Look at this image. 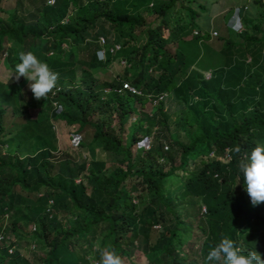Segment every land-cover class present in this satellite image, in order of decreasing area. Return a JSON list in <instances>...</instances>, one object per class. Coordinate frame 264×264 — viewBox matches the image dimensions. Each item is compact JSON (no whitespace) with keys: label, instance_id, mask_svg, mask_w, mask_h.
<instances>
[{"label":"trees","instance_id":"1","mask_svg":"<svg viewBox=\"0 0 264 264\" xmlns=\"http://www.w3.org/2000/svg\"><path fill=\"white\" fill-rule=\"evenodd\" d=\"M204 4L211 5L20 0L18 9L0 15V60L12 69L17 54L30 51L58 73L53 87L58 90L43 99L21 85L23 77L6 81L0 104V264H99L105 247L116 250L121 264H136L140 254L146 264H205L207 251L225 237L264 260V201L250 205L237 170L240 160L264 144V17H245L235 39L216 34L221 65L206 79L193 63L187 65L184 38L212 39L201 26L203 14L211 28L220 16L229 32L232 11L215 17ZM255 5L264 12V0ZM178 10L185 20L173 18ZM115 45L119 49L110 52ZM101 47L104 60L97 55ZM134 54L139 56L131 68ZM115 56L125 66L122 75L99 80ZM123 82L140 95L121 90ZM162 94L186 107L176 122L184 138L169 130L163 99L152 105V113L139 111L125 143L135 102L144 106ZM53 101L61 106L59 113ZM4 104L23 122L13 151L2 154ZM38 108V114L29 112ZM55 125L68 137H81L80 151L98 149L79 163V180L59 173L52 161L58 151ZM140 132L152 138L150 146H137ZM32 194L35 203L28 204ZM8 235L40 246L37 262L7 242Z\"/></svg>","mask_w":264,"mask_h":264},{"label":"rangeland","instance_id":"2","mask_svg":"<svg viewBox=\"0 0 264 264\" xmlns=\"http://www.w3.org/2000/svg\"><path fill=\"white\" fill-rule=\"evenodd\" d=\"M0 7L2 8V11H0V15L3 16L5 15L4 12L6 11H12L13 9L16 10L17 8V3L20 0H0ZM24 1V0H21ZM205 1V0H204ZM208 1V0H206ZM212 1V0H211ZM53 0H46V3H52ZM209 2V1H208ZM220 3V1H219ZM214 1L211 2V5L209 4H204L205 8H212V14L213 16L216 15V12L218 9H220L222 4L215 5ZM32 6V5H31ZM30 6V8H31ZM234 10V8H233ZM232 10V12H233ZM231 12V14H232ZM25 13H27L25 9ZM258 14V13H257ZM259 17L263 18L264 17V12H259ZM182 17L183 20L186 19L185 14H182L179 10L177 13H174L173 18H178ZM247 17V16H245ZM244 17V18H245ZM230 19V18H228ZM201 26L203 29L207 31H216L217 36L219 35H226L229 36V38L235 39L236 38V30L230 29L228 32L227 29L223 27L224 24H222L220 16L216 17L214 19L213 23L214 26L213 28L207 27L209 26V20H205V15L201 17ZM244 19H240L239 25H237L236 29L243 31L244 30ZM207 22V23H206ZM226 24L229 26L230 21L228 20ZM213 25V24H212ZM221 25V26H220ZM225 26V25H224ZM210 33V32H209ZM212 36V35H211ZM217 36H212L211 40H204L203 42H199L194 38H191L189 35L184 38V43H183V49L186 53L187 56V65L189 66L190 64L193 63L191 68L193 70L200 71L202 73L204 78H208L210 75L211 71L215 69L216 67L221 65V59L217 56V48L219 46V42L217 41L216 37ZM63 47H67L66 44H62ZM176 46V44H171L168 46L170 50H173V48ZM18 52V50H16ZM101 56V53H99ZM138 54H134L132 56L133 61L131 62V68L137 64V58ZM124 64L123 62L119 59V56H115L112 58V60L107 64L106 69L103 72H100L98 74V79L101 81H104L105 79L108 80L109 78L113 79L114 77L118 79L119 75H122L124 71ZM11 67L8 66V63L5 59L0 60V104L3 102L4 103V98H3V93L4 90H7L9 86L6 84L7 79L9 78L11 74ZM129 76V75H128ZM110 80V79H109ZM21 85H27V82L25 79L22 81ZM16 86L14 85L11 86L10 89L13 90ZM164 111L168 116L167 119V126L169 130L172 131H178L180 138L183 137V133L178 130L176 122L179 120L180 117L184 116L186 113V107L182 105L181 103L175 101L172 99L171 96H168L164 100ZM5 105V104H4ZM42 111H46V108L41 106ZM6 107V113L4 116L5 120V126H6V131H5V136H4V145L2 154L4 153H10L13 151L15 144L18 142L19 137V129L22 126L23 119H16V117H13L11 114L10 108L5 105ZM39 108L37 110L31 109L29 112L33 114L34 111L37 112V114L40 112ZM147 111L149 113H152L154 111V107L152 106L151 103H146L144 106L140 105L139 102H135L134 104V111L130 114L129 121L127 124V129L124 133L123 139L125 143H128V138L131 133V128L133 127V124L136 122V120L139 117V111ZM56 129V134L58 137V151L53 153L52 161L56 165L57 171L65 176L74 178L76 180H79L81 178L80 173L78 172V165L79 163L86 157L93 158L95 153L98 151V149L93 147L90 151H85L79 149L78 146H75V142L73 141V136L68 137V132L67 130H61L59 125L54 126ZM18 132V134H16ZM137 136L141 138V141L137 145L141 144H147V146H150L152 138L149 137V142H142L145 138L143 137V134L137 133ZM151 138V139H150ZM161 142L163 144L164 149L167 146V136L166 133H163L161 136ZM212 153H210L211 155ZM109 165V163L107 164ZM37 194H32L29 195L27 198V203L28 204H34L35 203V198ZM12 214H9L6 216L3 225L5 227L9 226L10 220L12 219ZM71 219V217H68ZM29 239L26 240H15V238L12 235H8L7 242L13 241L15 242L16 247L20 250V252L25 256L28 257L32 262L36 263L38 256L42 254L43 249L38 246L37 244L35 245L33 242H29ZM96 246V245H95ZM147 260L144 255H139V258L136 260V264H146Z\"/></svg>","mask_w":264,"mask_h":264},{"label":"clouds","instance_id":"3","mask_svg":"<svg viewBox=\"0 0 264 264\" xmlns=\"http://www.w3.org/2000/svg\"><path fill=\"white\" fill-rule=\"evenodd\" d=\"M98 44L104 43L100 44L98 40ZM97 55L100 60L105 59L102 47L97 51ZM17 61L12 68L9 81L10 78L18 80L23 77L34 99H43L50 90L52 95L55 94L58 87H53L58 73L52 71L46 62L39 60L30 51L19 52ZM54 104H58L56 101L52 102L56 111ZM237 170L242 178V184L240 183L242 190L247 194L250 205L256 206L264 201V144H257L245 159L240 160ZM99 257V264H121V259L114 248H102ZM204 259L205 264H264L259 253L242 251L232 239L227 237L210 247Z\"/></svg>","mask_w":264,"mask_h":264},{"label":"built area","instance_id":"4","mask_svg":"<svg viewBox=\"0 0 264 264\" xmlns=\"http://www.w3.org/2000/svg\"><path fill=\"white\" fill-rule=\"evenodd\" d=\"M230 24H229V28L230 29H233V30H236V32L240 33L241 30H238L236 29L237 25H239V22H240V15H239V8H235L230 16ZM211 33L212 36H216V32L215 31H209ZM99 41H100V44H103L104 43V38L103 37H100L99 38ZM119 49V46L118 45H115L113 48L111 47L109 49L110 52H114L115 50ZM210 77V75L208 76V78ZM108 90V89H107ZM106 90V91H107ZM121 90H127L129 91L130 93L132 94H136V95H140V91L138 89H136L135 87H133L129 82H123L122 83V88ZM120 91V90H118ZM166 98V94H162V95H159L158 97L154 98L153 100H151V104L152 105H155L156 102L158 100H163ZM54 106L56 107V112L59 113L61 111V107L54 104ZM73 136V141L75 142V146H78L79 142H80V139L81 137L79 135H72ZM142 142H149V139L148 137H145V139L142 141ZM139 144V143H138ZM140 147H148L147 144H141L139 145ZM0 238H1V235H0ZM11 251V250H9Z\"/></svg>","mask_w":264,"mask_h":264},{"label":"crops","instance_id":"5","mask_svg":"<svg viewBox=\"0 0 264 264\" xmlns=\"http://www.w3.org/2000/svg\"><path fill=\"white\" fill-rule=\"evenodd\" d=\"M210 3L214 0H208ZM221 3H223L224 7L219 10L215 17L220 15L222 12H225L226 10H230V12L233 10V8H239V15L240 19H244L245 16H247L248 19H256L259 18V12H262L261 7L258 5H255L256 1L258 0H220ZM258 13V14H257ZM231 13L229 14L228 18H230ZM229 19H227L228 21ZM244 22V20H243ZM209 25L211 27V19L209 21ZM227 25V24H226ZM228 26V25H227Z\"/></svg>","mask_w":264,"mask_h":264}]
</instances>
